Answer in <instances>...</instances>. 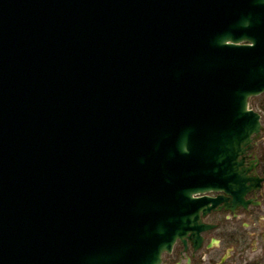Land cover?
Wrapping results in <instances>:
<instances>
[{
  "label": "water",
  "instance_id": "obj_1",
  "mask_svg": "<svg viewBox=\"0 0 264 264\" xmlns=\"http://www.w3.org/2000/svg\"><path fill=\"white\" fill-rule=\"evenodd\" d=\"M262 93L264 0H0V264L196 251Z\"/></svg>",
  "mask_w": 264,
  "mask_h": 264
},
{
  "label": "flooded vegetation",
  "instance_id": "obj_2",
  "mask_svg": "<svg viewBox=\"0 0 264 264\" xmlns=\"http://www.w3.org/2000/svg\"><path fill=\"white\" fill-rule=\"evenodd\" d=\"M261 95L260 135L243 156L244 166L248 169L245 174L258 178V188L245 194L246 206L238 205L231 211L221 205V208L212 210L202 218L211 227L201 232V246L194 251L191 241L187 240L185 248L178 240L167 260L177 257L178 261H186L189 257L191 264H264V93ZM210 195L215 197L222 193ZM250 245L251 252L260 254L253 261L248 258Z\"/></svg>",
  "mask_w": 264,
  "mask_h": 264
},
{
  "label": "rangeland",
  "instance_id": "obj_3",
  "mask_svg": "<svg viewBox=\"0 0 264 264\" xmlns=\"http://www.w3.org/2000/svg\"><path fill=\"white\" fill-rule=\"evenodd\" d=\"M262 95L261 94H259V95H257V96H253V97H251L250 99H249V107L251 108V109H253V111H255V112H257V113H259V107L261 106V104H262ZM253 247L255 248H258L257 246H255V245H253ZM250 252H249V261H253L255 258H259L260 256V254H259V252H251V248H252V246L250 245ZM255 248V249H256ZM173 249V248H172ZM172 252V251H171ZM170 252V253H171ZM170 253H165L164 255H163V261H162V264H174L175 263V261H176V263H179V264H186V261L188 260L189 261V264H191V261H190V258L188 257L187 258V260L186 261H184V260H182V261H178V258L177 257H175V258H170V261L169 260H167V255L168 254H170ZM264 261V260H263Z\"/></svg>",
  "mask_w": 264,
  "mask_h": 264
}]
</instances>
